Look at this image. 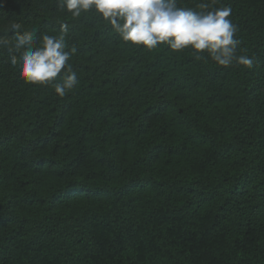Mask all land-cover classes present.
Returning <instances> with one entry per match:
<instances>
[{
    "label": "trees",
    "instance_id": "obj_1",
    "mask_svg": "<svg viewBox=\"0 0 264 264\" xmlns=\"http://www.w3.org/2000/svg\"><path fill=\"white\" fill-rule=\"evenodd\" d=\"M177 6H230L253 67L126 43L57 0H0V36L66 24L79 79L58 97L0 49V264H264V0Z\"/></svg>",
    "mask_w": 264,
    "mask_h": 264
},
{
    "label": "clouds",
    "instance_id": "obj_2",
    "mask_svg": "<svg viewBox=\"0 0 264 264\" xmlns=\"http://www.w3.org/2000/svg\"><path fill=\"white\" fill-rule=\"evenodd\" d=\"M57 6L66 9L72 17L92 11L106 20L120 39L148 50L167 44L174 52L191 49L197 60L201 54L218 66L233 63L251 69L254 60L246 54H237L240 40L238 27L232 22L230 6L212 11H194L177 6V0H57ZM207 9V4H200ZM9 38L0 36V49H6L12 66L19 65L25 83L51 86L58 97H65L79 84L78 73L69 63L75 49L68 50L66 24L58 35L38 37L36 30H23L13 21Z\"/></svg>",
    "mask_w": 264,
    "mask_h": 264
}]
</instances>
